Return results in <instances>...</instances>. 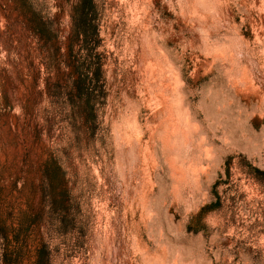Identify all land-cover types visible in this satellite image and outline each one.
Returning a JSON list of instances; mask_svg holds the SVG:
<instances>
[{
	"label": "rangeland",
	"instance_id": "rangeland-1",
	"mask_svg": "<svg viewBox=\"0 0 264 264\" xmlns=\"http://www.w3.org/2000/svg\"><path fill=\"white\" fill-rule=\"evenodd\" d=\"M0 264H264V0H0Z\"/></svg>",
	"mask_w": 264,
	"mask_h": 264
}]
</instances>
